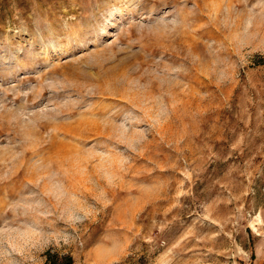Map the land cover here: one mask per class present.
I'll return each instance as SVG.
<instances>
[{"label": "rangeland", "instance_id": "374dc122", "mask_svg": "<svg viewBox=\"0 0 264 264\" xmlns=\"http://www.w3.org/2000/svg\"><path fill=\"white\" fill-rule=\"evenodd\" d=\"M264 264V0H0V264Z\"/></svg>", "mask_w": 264, "mask_h": 264}, {"label": "trees", "instance_id": "16d2710c", "mask_svg": "<svg viewBox=\"0 0 264 264\" xmlns=\"http://www.w3.org/2000/svg\"><path fill=\"white\" fill-rule=\"evenodd\" d=\"M50 264H73V262L71 258H64L58 261L53 260Z\"/></svg>", "mask_w": 264, "mask_h": 264}]
</instances>
